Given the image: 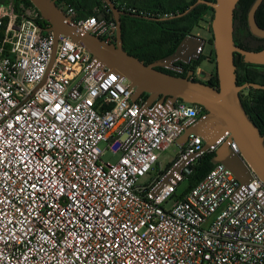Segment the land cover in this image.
<instances>
[{
    "label": "built area",
    "instance_id": "2783aa9c",
    "mask_svg": "<svg viewBox=\"0 0 264 264\" xmlns=\"http://www.w3.org/2000/svg\"><path fill=\"white\" fill-rule=\"evenodd\" d=\"M59 6L81 29L115 39L114 18ZM40 17L33 4L0 2V264H264V181L236 141L248 183L218 163L179 197L198 159L230 133L209 149L190 134L163 169L162 152L204 107L134 101L131 81L70 37L54 49Z\"/></svg>",
    "mask_w": 264,
    "mask_h": 264
},
{
    "label": "water",
    "instance_id": "95a60500",
    "mask_svg": "<svg viewBox=\"0 0 264 264\" xmlns=\"http://www.w3.org/2000/svg\"><path fill=\"white\" fill-rule=\"evenodd\" d=\"M47 20L50 26L46 32H52L55 37V48L60 35L70 37L80 46L92 54L96 63L116 71L131 81L135 89L133 100L136 101L144 94H149L146 105L154 103H168L174 106L178 100L196 104L205 108L206 113L196 123L184 126V132L178 139V144L184 145L190 134L200 135L204 140L205 149L219 140L226 132L230 133L228 139L218 148L213 159L214 164L222 163L233 171L238 181L248 183L250 172L243 160L231 149L234 140L239 145L245 159L251 164L257 175L264 181V135L259 126L248 115L241 98V90L246 87L264 89L257 83L238 84L235 53L245 57V61L255 64H264V50L250 51L235 44L234 40V14L240 0H197L184 13V16L199 4H206L213 8L212 33L215 50L216 73L219 78V88L202 81L191 78L194 71L187 76H178L165 72L159 68H166L184 72V68L177 62L190 63L198 61L204 53L207 39L189 34L178 45L176 50L149 64L130 54L124 48L122 35V15L147 19L154 18L141 13H130L122 10L113 0H104L113 12L116 22V41L110 42L99 33L85 31L77 24L71 22L58 0H30ZM264 0H255L248 14V23L252 33L264 37V29L256 20V13ZM55 58V50L53 59ZM53 61V60H52ZM82 83L75 84L77 88ZM113 140V138L111 139ZM185 158L174 165V170L181 172ZM168 181L165 178L164 184Z\"/></svg>",
    "mask_w": 264,
    "mask_h": 264
},
{
    "label": "trees",
    "instance_id": "16d2710c",
    "mask_svg": "<svg viewBox=\"0 0 264 264\" xmlns=\"http://www.w3.org/2000/svg\"><path fill=\"white\" fill-rule=\"evenodd\" d=\"M6 1L7 0H0V2ZM16 1L23 2L26 5L33 4L30 0ZM113 1L119 8L125 9L127 12L134 13L128 10L132 9L136 10V13L143 12L144 14L154 18H162L151 20L143 17H133L130 15L121 17L124 48L130 54L143 60L146 64L173 53L180 42L189 34H193L196 26H200L201 21H204L206 13L209 11L213 12L212 7L206 4H199L186 15L178 16L179 14L184 13L191 5L195 4L197 0ZM254 2L255 0H240L235 9L234 27L235 23H238L240 26V33H242L243 36L249 33L248 14ZM58 3H67L74 6L79 17H88L95 14L101 15V13H103L107 19L114 18L113 12L108 11L104 0H58ZM165 14H167V16H164ZM256 20L264 27V1L256 13ZM38 22L46 32V29L50 26L49 22L42 16L39 18ZM209 29L212 33L211 22ZM209 41L211 45H213V33ZM235 44L245 49H251L250 47L244 46V44L238 43L236 40ZM263 47L264 41L260 49ZM215 57V50L212 47L211 51L208 54L203 53L198 61H192L190 63H183L180 61L177 62L179 66L184 68V72L166 68L159 69L178 76H187L189 72L193 70L194 74L191 76L193 80L202 81L219 88V78L216 71L212 73L210 78L206 81L200 80L196 76L201 63L205 60H209L211 63L215 64ZM235 64L237 66L236 72L239 85H243L245 83H260L255 78H249L247 72L245 71L246 65L243 64L242 57L239 53H235ZM255 91L257 94V101L249 97L248 103H243V105L250 118L259 126L261 133L264 135V92L259 90ZM143 96L145 100H147L149 94L146 93ZM203 112L206 113L205 108H203ZM214 156V153H205L198 159L196 165L194 166V172L188 177L187 186L181 193H179V197H182L185 192L196 186L206 177V175L215 166L213 163Z\"/></svg>",
    "mask_w": 264,
    "mask_h": 264
},
{
    "label": "rangeland",
    "instance_id": "374dc122",
    "mask_svg": "<svg viewBox=\"0 0 264 264\" xmlns=\"http://www.w3.org/2000/svg\"><path fill=\"white\" fill-rule=\"evenodd\" d=\"M212 17H213V12H211V11L207 12L205 17H204V21H201L200 26H196L194 28V34L200 35V36L206 38L207 40H210L212 33L210 32L209 27H210V22L212 23ZM212 47L214 48V46L211 45V43L209 42V44L207 45V47L204 50V53L208 54L211 51ZM199 71H200V73H197V78L200 80H203V81L208 80L210 78V76L212 75V73L215 72L214 63H211L209 60L203 61L201 63V66L198 68L197 72H199ZM82 77H83V75H82ZM102 147H106V144L105 143L102 144ZM180 149H181L180 145L177 143H174V144L170 145V147H168L164 152H162V154L159 158V161L162 163L163 169L167 168L169 165H173V163L177 160ZM117 158H118L117 155L114 156L110 153H108L104 157V159L106 161H108V160L116 161ZM154 175H155V172H151L150 174H146L145 176L140 178V183L149 182ZM186 186H187V180L181 182L179 184V187H178V193H181L186 188Z\"/></svg>",
    "mask_w": 264,
    "mask_h": 264
},
{
    "label": "flooded vegetation",
    "instance_id": "af4514ba",
    "mask_svg": "<svg viewBox=\"0 0 264 264\" xmlns=\"http://www.w3.org/2000/svg\"><path fill=\"white\" fill-rule=\"evenodd\" d=\"M124 16H126V15H122V17H124ZM258 25L264 29V27L261 26L259 23H258ZM248 30H249V33H247L246 35L243 36V34L240 33V26L238 25V23H235V27H234L235 40L238 43L244 44V46L251 48V49H246V50H250V51L264 50V47L260 49V47H262V45H263L264 37H259V36L255 35L254 33H252V31L250 30V27H249V23H248ZM115 35H116V33H115ZM115 41H116V36H115V39H113L111 42H115ZM209 42L210 41L207 40V44H206L205 48L207 47ZM243 49H245V48H243ZM236 53H238V52H236ZM240 55L242 57L243 64L246 65L245 71L247 72L249 78L252 77V78L257 79L260 82L257 84L264 86V64H255V63L247 62V61H245V57L242 54H240ZM214 66H215V71H216V63L214 64ZM255 90H259V91L264 92V89H262V88L257 89L254 87H246V88L242 89L240 92L242 102L247 104L249 97H251L253 100L257 101V98H256L257 94H256ZM259 93H261V92H259Z\"/></svg>",
    "mask_w": 264,
    "mask_h": 264
}]
</instances>
